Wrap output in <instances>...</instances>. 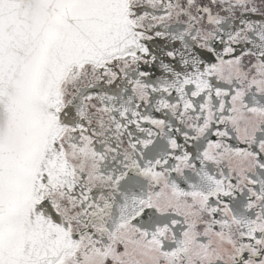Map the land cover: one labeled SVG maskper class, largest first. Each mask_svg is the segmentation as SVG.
Instances as JSON below:
<instances>
[{
  "label": "snow or ice",
  "instance_id": "1",
  "mask_svg": "<svg viewBox=\"0 0 264 264\" xmlns=\"http://www.w3.org/2000/svg\"><path fill=\"white\" fill-rule=\"evenodd\" d=\"M0 264H264V0H0Z\"/></svg>",
  "mask_w": 264,
  "mask_h": 264
}]
</instances>
